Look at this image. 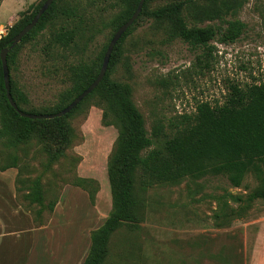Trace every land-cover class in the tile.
Listing matches in <instances>:
<instances>
[{
  "label": "rangeland",
  "instance_id": "obj_1",
  "mask_svg": "<svg viewBox=\"0 0 264 264\" xmlns=\"http://www.w3.org/2000/svg\"><path fill=\"white\" fill-rule=\"evenodd\" d=\"M42 1L1 0L0 37L31 13L34 7L29 5ZM223 1L236 12L226 14ZM165 2L150 0L148 7ZM126 3L54 0L44 28L20 40L14 50L10 77L27 98L19 106L51 111L71 87L72 67L92 62L100 67L115 18ZM182 12L188 25L214 27L217 33L207 47L180 38L167 41L163 23L138 16L106 71L108 79L130 87L149 133L155 122L166 124L193 114L201 101L225 103L230 85L264 83V0H190ZM231 19L244 23L243 32L235 41L222 43L218 30L226 26L223 20ZM58 33L69 34L70 40L56 42ZM105 110L99 94L83 99L65 119L72 138L55 158L59 142L52 132L15 146H6L8 136H0L1 163L11 161L18 171V202L39 224H47L55 214L46 232H54L55 242L61 239L63 252L53 259L60 264L82 263L91 231L112 211L107 167L118 126ZM36 176L43 191L40 211L39 204L26 197ZM263 187L264 174L251 171L237 186L221 174L145 186L138 178L136 225L123 222L110 235L101 264H264V197L247 200ZM65 243L72 245L69 253Z\"/></svg>",
  "mask_w": 264,
  "mask_h": 264
},
{
  "label": "trees",
  "instance_id": "obj_2",
  "mask_svg": "<svg viewBox=\"0 0 264 264\" xmlns=\"http://www.w3.org/2000/svg\"><path fill=\"white\" fill-rule=\"evenodd\" d=\"M125 1L126 6L115 18V29L131 16L138 3V0ZM165 1L162 5L149 8L150 0H145L139 16L163 23L166 26L167 41L180 38L194 46L207 47L217 32L210 25L187 24L182 11L184 4L190 0ZM43 2L29 5L34 7L31 13L24 15L19 24L7 28V33L0 37V51L4 47H9L12 37L30 22ZM53 2L21 41L34 36L44 28L50 18ZM222 4L226 14L236 12V9L227 2L223 1ZM223 22L226 26L218 30L219 41L222 43L235 41L243 32L244 23L239 19ZM134 23L135 21L114 46L108 67L112 66L114 54L123 38L130 33ZM54 38L56 42H67L70 35L58 33ZM17 46L18 44L7 53L9 71L10 64L15 62L14 50ZM98 67L99 63L93 62L72 67L71 87L63 91L57 105L48 112L23 110L19 106V101L26 103L27 98L16 88L11 77L10 93L23 111L55 113L70 103L93 81L98 73ZM94 93L99 94L105 102L106 110L103 114L106 115L108 111L115 119L118 136L107 167L112 211L98 228L91 231L88 251L81 264H101L107 254L110 235L123 222L136 225L134 185L138 178L145 186L153 181L177 184L185 179L221 174L237 186L249 171L259 177L264 174V83L245 87L230 85L225 103L211 105L207 101H201L197 103L193 114H181L179 121L171 120L166 124L155 122L150 133L146 130L144 119L132 101L128 85L108 79L105 73L98 85L83 99ZM80 102L60 117L30 119L20 116L6 98L0 61V136H8L6 146H15L29 140L35 134L44 136L47 132H52L59 142L58 149L52 155L53 158L57 157L72 138V130L65 119ZM8 167L15 165L11 161L3 164L0 159V169ZM28 189L26 197L31 203L39 204L40 211L43 206V191L39 176L30 179ZM260 197H264V187L251 192L247 200L252 202ZM54 205L55 203L48 205L50 211Z\"/></svg>",
  "mask_w": 264,
  "mask_h": 264
},
{
  "label": "crops",
  "instance_id": "obj_3",
  "mask_svg": "<svg viewBox=\"0 0 264 264\" xmlns=\"http://www.w3.org/2000/svg\"><path fill=\"white\" fill-rule=\"evenodd\" d=\"M17 169H0V264H60L53 260L63 252L61 239L51 228L55 214L47 224L35 222L28 209L17 200ZM69 253L70 244H64ZM48 258V262H45Z\"/></svg>",
  "mask_w": 264,
  "mask_h": 264
},
{
  "label": "water",
  "instance_id": "obj_4",
  "mask_svg": "<svg viewBox=\"0 0 264 264\" xmlns=\"http://www.w3.org/2000/svg\"><path fill=\"white\" fill-rule=\"evenodd\" d=\"M53 0H45L43 4L39 7L36 14L33 16V18L28 22L18 33H16L12 37L11 44L9 47H4L0 51V61H1V67H2V78H3V85L5 89L6 98L9 102V104L13 107V109L22 117L30 118V119H51L54 117H60L66 113H68L71 109H73L85 96H87L102 80L104 77L108 65L110 56L112 53V50L117 43V41L121 38V36L124 34V32L130 27V25L138 18V16L141 13L142 6L145 2V0H138V3L136 5L135 10L131 14V16L123 22L114 32L111 40L109 41L103 58L101 62L100 69L96 75V77L93 79V81L80 93L78 94L70 103H68L64 108L61 110L55 112V113H30L21 110L18 105L13 100L11 93H10V71L7 64V53L9 50H11L13 47L16 46L17 43L22 39V37L28 33L38 22L41 15L47 10V8L51 5Z\"/></svg>",
  "mask_w": 264,
  "mask_h": 264
},
{
  "label": "flooded vegetation",
  "instance_id": "obj_5",
  "mask_svg": "<svg viewBox=\"0 0 264 264\" xmlns=\"http://www.w3.org/2000/svg\"><path fill=\"white\" fill-rule=\"evenodd\" d=\"M107 22H108V20H107ZM105 27H107L106 24H105ZM115 30H116V29H115ZM114 32H115V31H114ZM113 34H114V33H113ZM112 36H113V35H112ZM111 38H112V37H111ZM111 38H110V40H111ZM110 40H109V41H110ZM119 40H120V39H119ZM119 40H118V41H119ZM118 41H117V42H118ZM108 43H109V42H108ZM107 45H108V44H107ZM115 45H116V44H115ZM106 47H107V46H106ZM104 52H105V51H104ZM104 52H103V55H104ZM102 58H103V56H102ZM99 69H100V67H99ZM98 71H99V70H98Z\"/></svg>",
  "mask_w": 264,
  "mask_h": 264
}]
</instances>
